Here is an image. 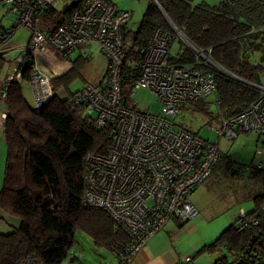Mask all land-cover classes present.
<instances>
[{"label":"trees","instance_id":"1","mask_svg":"<svg viewBox=\"0 0 264 264\" xmlns=\"http://www.w3.org/2000/svg\"><path fill=\"white\" fill-rule=\"evenodd\" d=\"M87 1L77 0L63 10L55 4L45 6L38 14L39 28L51 32L83 9ZM158 2L160 5L151 0L136 28L128 27V23L124 26L122 99L130 105L129 95L140 74L141 49L149 45L157 28L172 31L171 19L216 64L207 68L214 74L220 116L231 117L249 107L259 97L255 84L264 82V0H223L214 7L203 0ZM254 27L261 30L255 32ZM9 29L0 23V40ZM2 47L0 73L7 62ZM257 53H262L259 62L253 59ZM81 58L72 60L67 73L52 78L55 95L41 108L30 104L21 84L31 80L34 56L25 55L21 80L12 81L7 89V162L0 208L7 214L6 221L12 223L11 218H16L17 222L8 231H0V264H23L31 256L43 264H63L79 242V231L89 235L98 247L114 253L116 261L118 250L130 241L107 211L84 205L89 165L86 157L106 154L115 129L111 122L99 124L97 114L74 102L77 90L72 91L71 85L82 75L85 60ZM171 59L194 62L196 53L182 44ZM109 72L108 62L101 81ZM61 88L67 92L66 97L59 95ZM206 102L199 99L185 109L205 110ZM225 158L226 154L220 162ZM253 177L264 183V169ZM254 202L248 218L256 216L258 224L239 230L235 221L198 253L226 247L232 259L223 255L215 264H264V191Z\"/></svg>","mask_w":264,"mask_h":264},{"label":"built area","instance_id":"2","mask_svg":"<svg viewBox=\"0 0 264 264\" xmlns=\"http://www.w3.org/2000/svg\"><path fill=\"white\" fill-rule=\"evenodd\" d=\"M57 1L0 0V5H9V11L18 15L16 27L24 25L32 30L27 45L11 63L3 95L6 96L12 81L21 80L25 55L30 54L35 57L30 80L34 106L41 108L55 95V86L52 76L38 65L37 55L50 47L63 56L80 47L100 48L110 63L109 76L99 84L90 83L77 90L74 102L84 105L88 113L97 114L99 124L113 123L115 130L106 154L86 157L89 165L84 205L107 211L117 227L126 232L130 241L118 250L115 264H134L139 252L171 220L188 222L198 216L192 194L225 156L219 142L204 139L176 122L179 113L199 99L213 97L219 103L214 74L207 68L215 63L194 45H191L196 53L194 62L173 61L177 34L187 40L174 25L172 31L157 28L149 45L141 49L140 74L134 88L152 90L162 109L159 114L138 110L122 99L120 87L123 31L132 17L131 11L119 8L112 0H88L64 24L43 32L38 14ZM13 30L6 31L0 47L9 41ZM259 30L253 28L255 32ZM255 86L259 97L249 107L231 117L220 116L221 125L216 128L220 138L235 139L239 131L264 135V82ZM256 156L250 163L233 164L235 177L245 173L253 176L264 169V141L260 142ZM258 223L256 216L249 219L248 212L241 211L236 227L244 230ZM34 258L23 264H43ZM192 259L193 256H188L186 262Z\"/></svg>","mask_w":264,"mask_h":264},{"label":"rangeland","instance_id":"3","mask_svg":"<svg viewBox=\"0 0 264 264\" xmlns=\"http://www.w3.org/2000/svg\"><path fill=\"white\" fill-rule=\"evenodd\" d=\"M76 1L58 0L55 5L59 10H63ZM113 1L119 7L131 11L132 18L128 22V27L130 28H136L138 26L151 2V0ZM203 1L214 7L218 6L223 0ZM17 22L18 15L9 11V5H0V23L2 26L7 28L15 27L11 38L4 45V48H11L10 54L13 53L14 57L27 45L32 34V30L27 26L21 25L16 27ZM177 36L178 38L174 44L173 52L182 44L192 47L188 40L185 42L178 34ZM98 52L97 48L93 47L92 55L84 61L81 69L82 75L76 78L71 85L72 91L78 88L81 89L84 83L88 81L99 82L103 78L107 67V60ZM261 54H255L253 59L257 62L261 61ZM37 62L42 63V58L38 57ZM25 92L28 95L29 102L34 105V89L29 83L25 84ZM59 95L62 98L66 97V92L60 89ZM129 103L130 106H134L138 110L150 114H159L162 109L156 94L152 90L143 87L132 90L129 95ZM206 103L205 110H199L197 108L185 109L176 117L177 123L193 130L202 138L212 142H219L221 149L227 155V159H223L222 164L216 166L217 170L215 168L216 171L214 170L211 176L192 195L193 201L198 205L199 215L180 225V228H183L182 239L186 244L198 245V250L204 245L214 243L222 232L231 225L234 213L239 211L242 206L248 210L253 209L254 200L252 195L257 194L260 191V187H257V185L252 186V183L245 180L246 176L250 177L249 173H245L244 176L239 178L235 177L233 164L250 163L254 157H257L256 153L259 146L258 138L261 140L260 142L264 141V135L259 136L255 132H240L235 139L227 136L220 138L216 130L221 125L219 108L213 97L208 98ZM229 160H233V162H229ZM6 162L7 146L4 133L0 131V191L4 183ZM78 238V244L70 251L71 255L75 254L79 257L82 263L78 264H108V261L113 258L112 252L98 247L86 233L79 231ZM223 255H227L232 259L228 249L223 247L214 252L203 251L195 258L194 264H215L216 260ZM64 264L73 263L67 259Z\"/></svg>","mask_w":264,"mask_h":264},{"label":"crops","instance_id":"4","mask_svg":"<svg viewBox=\"0 0 264 264\" xmlns=\"http://www.w3.org/2000/svg\"><path fill=\"white\" fill-rule=\"evenodd\" d=\"M113 2L116 3L115 1H113ZM119 8H121V7H119ZM127 26H128V24H127ZM93 47H96L97 51H99L98 53L103 55L100 51V48L96 45L80 47V48L76 49L75 51H73L69 56H63L62 54L57 52L54 48L50 47L48 50H46V52H42L39 55H37V58L38 57L42 58V63H38V62L37 63L45 72L49 73L52 76V78L54 76H61L65 73H67L70 70V68H72V66H73L72 60L78 59L79 57H82L81 59H84L86 61L92 55ZM86 49H87V51H86ZM10 51H11V48H4V56L7 58V62L5 64V66L3 67V70L0 73V131H2L4 133L5 142H6L5 125H6V117H7V111L8 110H7V104H6V96L3 95V92H4L3 85H4L5 80L7 79V77L10 74L11 63L21 53L20 52L16 57H14L13 53L10 54ZM37 58H36V61H37ZM107 69H108V61H107V67H106L104 76L107 72ZM104 76H103V78H104ZM101 80L99 82L88 81V82L84 83L83 87L87 84H90V83L99 84L101 82ZM27 83H29L33 87V85L31 84V81H21L23 93H24L25 97L27 98V100L29 101L28 95L25 92V84H27ZM61 89H63L65 91L64 88H61ZM79 89L80 88H78L76 90H79ZM59 90H58V92H59ZM76 90H73V91H76ZM66 96H67V92H66ZM30 104L33 105V103H30ZM4 115H6V117H4ZM258 141L260 142L259 138H258ZM220 164H222V161L220 162ZM216 170H217V168H216ZM245 178H246L245 179L246 181L253 184L252 186L257 185V187H260V191L257 194L255 193V195H252L253 200H254V198L258 194H260L261 192L264 191V183H261L260 180L254 178L251 175H250V177L246 176ZM195 205L198 207V205L196 203H195ZM254 205H255V202H254ZM249 210H252V209H249ZM249 210L242 206L239 209V211L234 213L232 223L237 221V218L240 215L241 211L248 212ZM6 216H7V214L0 208V231H8L12 227L11 225L15 224L17 222L16 218H11L12 223H9L8 221H6V218H5ZM181 224L182 223L178 220H171L167 224L166 228L164 230L156 233L150 239L147 246H145L139 252V254L137 255V257L135 259L134 264H194L195 258L199 255V253H198L199 250L197 249L198 245H196V244L190 245V244L185 243V241L182 239V236H183L182 229L183 228H180ZM188 256H193V259L187 263L186 258ZM67 259L70 262H72L73 264L82 263L80 261L79 257L75 254L74 255L70 254ZM66 261L67 260H65V262ZM115 263H116V256L113 253V258L108 261V264H115Z\"/></svg>","mask_w":264,"mask_h":264},{"label":"water","instance_id":"5","mask_svg":"<svg viewBox=\"0 0 264 264\" xmlns=\"http://www.w3.org/2000/svg\"><path fill=\"white\" fill-rule=\"evenodd\" d=\"M155 1L159 4L158 0H155ZM159 5H160V4H159ZM169 21H170V23H171L172 25L176 26V25L171 21V19H169ZM176 28L179 29L177 26H176ZM179 30H180V29H179ZM185 38H186V40H188L187 37H185ZM188 42H189L191 45H193L189 40H188ZM86 51H87V49H86ZM219 68H220V67H219ZM221 70H222L223 72H225L226 74H229V75H232V76L238 77V76H236L234 73L229 72V71H227V70H225V69H223V68H221Z\"/></svg>","mask_w":264,"mask_h":264},{"label":"bare ground","instance_id":"6","mask_svg":"<svg viewBox=\"0 0 264 264\" xmlns=\"http://www.w3.org/2000/svg\"><path fill=\"white\" fill-rule=\"evenodd\" d=\"M181 35H183L182 33H181ZM184 37V36H183ZM185 38V37H184ZM186 39V38H185ZM216 65V64H215ZM190 221V220H189Z\"/></svg>","mask_w":264,"mask_h":264}]
</instances>
